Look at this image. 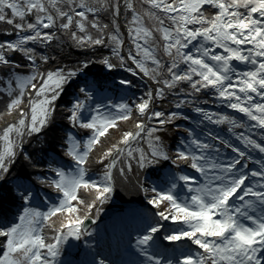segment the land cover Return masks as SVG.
Returning a JSON list of instances; mask_svg holds the SVG:
<instances>
[{
  "label": "snow or ice",
  "instance_id": "1",
  "mask_svg": "<svg viewBox=\"0 0 264 264\" xmlns=\"http://www.w3.org/2000/svg\"><path fill=\"white\" fill-rule=\"evenodd\" d=\"M0 36V119L16 117L0 130V264H264V0H0ZM94 64L139 75L143 95L114 102ZM70 90L67 168L26 144ZM133 173L151 208L105 239L101 208Z\"/></svg>",
  "mask_w": 264,
  "mask_h": 264
},
{
  "label": "trees",
  "instance_id": "2",
  "mask_svg": "<svg viewBox=\"0 0 264 264\" xmlns=\"http://www.w3.org/2000/svg\"><path fill=\"white\" fill-rule=\"evenodd\" d=\"M126 34V32H125ZM0 39H6V37L0 36ZM104 55H109L110 52L107 49L103 50ZM81 55V53L77 50H72V55L65 60L66 63H70L74 60L75 57ZM95 59V57H94ZM118 68L113 70L111 73H106L105 67L101 64H94L90 66V71L89 73L95 74V79L100 80L104 84V88L102 89V92L109 91L111 88L109 85L105 84L107 80H111L115 77L121 76L118 73ZM65 97L66 100H65ZM74 96L72 94V90H70L67 94L63 95L61 100L59 101V108L57 109V114L55 118L54 125L46 132V134H42L39 142L36 140H33L31 143V146H28L26 144V148L29 152L32 151H38L39 156L42 158L45 157V153L50 155L51 152H54L58 154L62 159H68V157L63 156L64 152V147L60 141V137L64 136L65 132L71 130L75 131L74 129L70 128V125L68 121L64 118L62 113L66 112V109L70 106L69 102L74 100ZM168 105H166L167 107ZM3 105H0V108H2ZM16 119L15 115L9 117L5 116L3 119H0V130H2L4 127L7 126L8 123L13 122ZM82 135H84L82 133ZM177 137L175 135L170 136L168 143L170 145L174 144L176 141ZM146 147V145H144ZM43 167V165H42ZM89 174L95 175L96 172L95 170H91ZM14 176H19L20 178H25L28 180L35 181L36 179V170L33 169L32 167L28 166L25 163H19L13 173ZM48 176H52V173H47ZM153 177V176H152ZM155 177V176H154ZM135 185V173L132 174L131 182L126 183L125 185H118L117 190H116V196L117 198L125 203V202H131V201H136L140 200L142 197V193H138L134 187ZM51 191V189H47L44 187H40V191ZM7 203V204H6ZM12 206L11 202H5L2 207L5 209H10ZM120 209L123 208L122 206H118ZM103 208L108 209L109 205H104Z\"/></svg>",
  "mask_w": 264,
  "mask_h": 264
},
{
  "label": "rangeland",
  "instance_id": "3",
  "mask_svg": "<svg viewBox=\"0 0 264 264\" xmlns=\"http://www.w3.org/2000/svg\"><path fill=\"white\" fill-rule=\"evenodd\" d=\"M125 36H126V39H127V33L125 34ZM127 47H128V44L126 43V45H125V51L127 50ZM105 49H107V48H105ZM107 50H108V49H107ZM106 69H107V68H106ZM122 69H124V68H122ZM107 70H108V69H107ZM124 70H125V69H124ZM137 76L139 77V79H140L142 82H145V80H142V79L140 78L139 75H137ZM114 86H115V87H119V88H121L119 98H126V96H131V97L135 100L136 97H138V94H137L136 92H134V88H135V86L132 87V88H130V89H127V91L125 90V86H121V85L119 84V82H117V84H114ZM123 95H124V96H123ZM66 98H67V97H65V100H66ZM205 107L208 108L210 111H218V110H220L216 105H213V104L205 105ZM185 111L188 112V111H190V110L185 109ZM223 111H225V112H232V110H230V109H223ZM191 113H192V112H191ZM192 114H193V116L195 115V113H192ZM210 127H214L215 130H216L217 132H219L222 136H227V135H229V133H227L226 130H224V129L222 128V126H210ZM3 148H4V142H3L2 140H0V150H3ZM51 156H55V157L59 160V162L62 163V164H65L67 168H70V167H71V163H70V162H66V161H62V160H60V159H59L54 153H52ZM92 178H93V179H98V176H92ZM49 198H50V196H49ZM113 198H114V196L112 197V199H113ZM50 199H51V198H50ZM112 199H111V200H112ZM52 200H53V199H52ZM112 201H113V200H112ZM138 201H141L142 203H145V204H144V207H140L139 209H135V210L133 211L134 213H133L132 215H127V216H125V217H123V218H121V217H120V218H117V220H116V221H113L112 223H111L110 220L101 221L100 223H98V224H99V228H100V230H101V229H103V230H108V229H109V226H112V225H113V227H112V230H111V231L116 232L117 235H120L121 231H122V232H125L126 229H127V230H130L131 225H133V224L137 221V219H138L137 214H138L139 212L145 210L146 208H149V209L151 208L150 205H147V202H146V200L144 199V196H143V195H142L141 199L138 200ZM42 210H44V209H42ZM168 223H171V222H168ZM101 234H102V236H104L103 233H102V231H101ZM113 235H114V234H113ZM71 244H72V243H71ZM62 259H71V258H67V257H65V258H62Z\"/></svg>",
  "mask_w": 264,
  "mask_h": 264
},
{
  "label": "bare ground",
  "instance_id": "4",
  "mask_svg": "<svg viewBox=\"0 0 264 264\" xmlns=\"http://www.w3.org/2000/svg\"><path fill=\"white\" fill-rule=\"evenodd\" d=\"M106 239H109L108 235H107Z\"/></svg>",
  "mask_w": 264,
  "mask_h": 264
},
{
  "label": "water",
  "instance_id": "5",
  "mask_svg": "<svg viewBox=\"0 0 264 264\" xmlns=\"http://www.w3.org/2000/svg\"><path fill=\"white\" fill-rule=\"evenodd\" d=\"M86 223H88V222H86Z\"/></svg>",
  "mask_w": 264,
  "mask_h": 264
}]
</instances>
